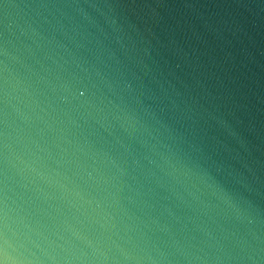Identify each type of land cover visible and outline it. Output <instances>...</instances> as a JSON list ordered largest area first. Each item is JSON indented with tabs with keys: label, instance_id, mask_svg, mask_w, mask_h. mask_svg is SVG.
Masks as SVG:
<instances>
[{
	"label": "water",
	"instance_id": "water-1",
	"mask_svg": "<svg viewBox=\"0 0 264 264\" xmlns=\"http://www.w3.org/2000/svg\"><path fill=\"white\" fill-rule=\"evenodd\" d=\"M0 264H264V0H0Z\"/></svg>",
	"mask_w": 264,
	"mask_h": 264
}]
</instances>
